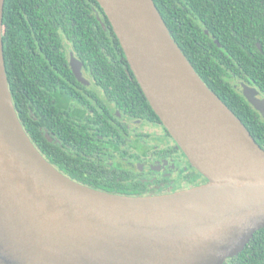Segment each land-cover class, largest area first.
<instances>
[{
    "label": "water",
    "instance_id": "obj_1",
    "mask_svg": "<svg viewBox=\"0 0 264 264\" xmlns=\"http://www.w3.org/2000/svg\"><path fill=\"white\" fill-rule=\"evenodd\" d=\"M132 1L97 0L150 106L207 182L162 195L121 196L81 185L48 163L30 142L12 102L0 0V264H223L264 227V150L205 85L153 1L145 0L169 44L224 114L181 82ZM69 66L79 82L88 83L73 53ZM239 85L237 91L264 118V95L243 81ZM200 135L209 141L198 150L215 139L242 169L213 176L202 171L183 145Z\"/></svg>",
    "mask_w": 264,
    "mask_h": 264
},
{
    "label": "trees",
    "instance_id": "obj_2",
    "mask_svg": "<svg viewBox=\"0 0 264 264\" xmlns=\"http://www.w3.org/2000/svg\"><path fill=\"white\" fill-rule=\"evenodd\" d=\"M152 1L205 85L264 150V118L231 84L232 79L243 81L264 95V0ZM1 38L17 117L48 163L69 179L105 193L168 194L149 192L139 173L108 166L107 157L101 154L104 148L113 153L118 150V131L110 130L109 113L97 109L106 107L104 100L73 75L66 45L116 109L163 124L97 0H4ZM197 174L189 179L193 187L200 184ZM223 264H264V227Z\"/></svg>",
    "mask_w": 264,
    "mask_h": 264
},
{
    "label": "flooded vegetation",
    "instance_id": "obj_3",
    "mask_svg": "<svg viewBox=\"0 0 264 264\" xmlns=\"http://www.w3.org/2000/svg\"><path fill=\"white\" fill-rule=\"evenodd\" d=\"M73 53V50L70 52ZM74 54V53H73ZM70 56V55H69ZM75 56V55H74ZM68 63H69V58H68ZM72 71V70H71ZM73 73V72H72ZM81 73L82 76L87 80V84L82 83L85 87L87 88H92L97 95L104 100V105L106 107L104 108H99L97 109L102 113L103 111L109 113L111 116H107L106 121L110 122V130L114 131L113 129L115 128L116 131H118V134H116V138L118 140L117 146H119L118 150L113 153L111 149L104 148V150L101 152V154H104V156L107 157L106 163L108 166H113L117 165L122 168H130L132 169L133 172L139 173L140 178H143L144 181L148 183L149 189L151 191L149 192H155V193H172L175 191L183 190L185 188H191L193 187V182H190L189 179H191L192 174L198 173L188 162L187 158L183 154V156L180 153H183L180 148L177 146L175 141L172 139L170 134H167V130L163 127V125H159L156 122H148L145 121L144 119L140 118H133L130 117L129 115L121 112L120 110L116 109L115 106L109 102L107 99H105V95L102 92L100 88H97L94 84L93 81L90 77V75L85 72L83 69V65L81 66ZM74 75V74H73ZM76 78V77H75ZM145 125H148L150 127L154 128V132H146L141 134V136H145L146 134L150 135L151 137H156L157 135L164 136L166 138L165 144L163 148H157V149H152L151 151L144 150V146H140L138 143L139 140L135 139L134 141H131L129 139V136L131 135V130L135 131L137 133V128L138 127H143ZM137 130V131H136ZM158 130V131H157ZM111 131V132H112ZM153 131V130H152ZM160 131V132H159ZM47 136L48 140H51V137L49 136L48 133H45ZM98 138H100L98 136ZM110 138H113V136H110ZM109 137L106 138V140L110 139ZM122 139V140H121ZM112 143V142H111ZM110 143V144H111ZM143 148V149H142ZM179 149V151H177ZM131 150V152H130ZM109 153H113L111 156L107 155ZM124 157L125 160L130 159H138V165L140 164L143 159L144 161L148 160H155V159H169L172 163L176 164V166L180 169V172L178 173V176L175 178L173 177H167L165 175L160 176L158 170L153 169L151 167L149 168H143L142 170L140 169L139 166L136 167V170L131 168L130 166L126 165H120L118 163H112L110 164L108 162L109 159L116 158V157ZM134 160V161H135ZM128 161V162H129ZM132 161V160H131ZM156 161V160H155ZM127 162V163H128ZM167 171H171V169H166ZM189 174L188 178H183V175ZM197 177V182L200 183L199 185L204 183V177L200 175L199 173L196 175Z\"/></svg>",
    "mask_w": 264,
    "mask_h": 264
},
{
    "label": "bare ground",
    "instance_id": "obj_4",
    "mask_svg": "<svg viewBox=\"0 0 264 264\" xmlns=\"http://www.w3.org/2000/svg\"><path fill=\"white\" fill-rule=\"evenodd\" d=\"M132 2L134 4L136 15H138L145 29L153 37L154 43L159 48L161 55L169 64L171 70L188 89L201 98L203 103L221 110L213 97L205 90L201 83L191 73L189 68L182 62L175 48L169 44L159 19L151 7L148 6L147 2L145 0H133ZM221 112L223 113L222 110ZM225 115L227 114L225 113ZM206 141H209V137L200 135L197 140L183 142V145L187 147L191 159L202 171L213 176L242 169V165L239 162L229 158V151L227 148H224L222 144L216 146L217 141L215 139L210 141L211 145L203 150H198L197 146Z\"/></svg>",
    "mask_w": 264,
    "mask_h": 264
},
{
    "label": "rangeland",
    "instance_id": "obj_5",
    "mask_svg": "<svg viewBox=\"0 0 264 264\" xmlns=\"http://www.w3.org/2000/svg\"><path fill=\"white\" fill-rule=\"evenodd\" d=\"M66 49L67 52V58H69L70 52L72 51V49L68 46ZM231 84L232 86L238 90L240 85H239V80L236 79H232L231 80ZM138 130V131H137ZM137 133H135V131L131 130V135L129 136V139L131 141H134L135 139L139 140L138 143L140 144V146H144V150H148L151 151L152 149H157V148H163L166 138L164 136H160L157 135L156 137H151L150 135L146 134L145 136H141V134L146 133V132H154V128L150 127L148 125H145L143 127H138L137 128ZM153 130V131H152ZM158 131V130H157ZM160 132V131H159ZM143 149V148H142ZM131 152V150H130ZM132 160V161H131ZM135 160V159H134ZM133 159H130V161L128 162L127 160H125L124 157H116V158H112L109 159L108 162L110 164L112 163H118L120 165L123 166H130L131 168L136 170V167L139 166L140 169L142 170L143 168H153V169H157L159 172V175H165V176H169V177H177L178 173L180 172V169L176 166V164L172 163L168 158L164 159V160H160V159H151L148 161H144V159L139 162L140 164L138 165V159L134 161ZM128 162V163H127ZM166 169H171V171H167Z\"/></svg>",
    "mask_w": 264,
    "mask_h": 264
}]
</instances>
